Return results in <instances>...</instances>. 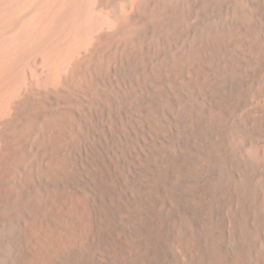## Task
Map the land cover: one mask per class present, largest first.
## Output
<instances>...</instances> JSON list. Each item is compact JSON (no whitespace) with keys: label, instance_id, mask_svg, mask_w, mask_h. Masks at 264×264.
I'll return each instance as SVG.
<instances>
[{"label":"bare ground","instance_id":"obj_1","mask_svg":"<svg viewBox=\"0 0 264 264\" xmlns=\"http://www.w3.org/2000/svg\"><path fill=\"white\" fill-rule=\"evenodd\" d=\"M0 264H264V0H0Z\"/></svg>","mask_w":264,"mask_h":264}]
</instances>
